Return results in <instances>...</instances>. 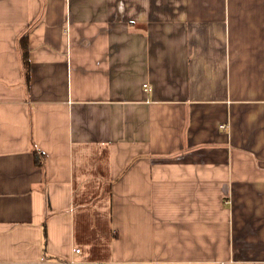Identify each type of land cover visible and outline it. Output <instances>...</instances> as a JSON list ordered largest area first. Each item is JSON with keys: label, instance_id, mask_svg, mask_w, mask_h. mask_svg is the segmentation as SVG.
<instances>
[{"label": "crops", "instance_id": "crops-1", "mask_svg": "<svg viewBox=\"0 0 264 264\" xmlns=\"http://www.w3.org/2000/svg\"><path fill=\"white\" fill-rule=\"evenodd\" d=\"M94 262L264 264V0H0V264Z\"/></svg>", "mask_w": 264, "mask_h": 264}, {"label": "trees", "instance_id": "trees-1", "mask_svg": "<svg viewBox=\"0 0 264 264\" xmlns=\"http://www.w3.org/2000/svg\"><path fill=\"white\" fill-rule=\"evenodd\" d=\"M21 62L25 76H27L29 71V57H28V47H27V37L25 35L21 36L19 39ZM35 155L37 157V151L35 150Z\"/></svg>", "mask_w": 264, "mask_h": 264}, {"label": "rangeland", "instance_id": "rangeland-1", "mask_svg": "<svg viewBox=\"0 0 264 264\" xmlns=\"http://www.w3.org/2000/svg\"><path fill=\"white\" fill-rule=\"evenodd\" d=\"M106 194V193H105ZM102 195H103V193H102ZM100 224H101V226H100V228L101 229H103V227H104V223H105V220H103V221H98ZM98 224V223H97Z\"/></svg>", "mask_w": 264, "mask_h": 264}, {"label": "built area", "instance_id": "built-area-1", "mask_svg": "<svg viewBox=\"0 0 264 264\" xmlns=\"http://www.w3.org/2000/svg\"><path fill=\"white\" fill-rule=\"evenodd\" d=\"M74 250H75V252H79L80 251L79 248H75ZM92 264H100V263L99 262H94Z\"/></svg>", "mask_w": 264, "mask_h": 264}]
</instances>
